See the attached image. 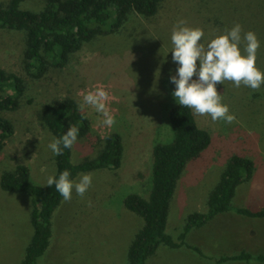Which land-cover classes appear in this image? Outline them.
Returning a JSON list of instances; mask_svg holds the SVG:
<instances>
[{"label":"rangeland","instance_id":"1","mask_svg":"<svg viewBox=\"0 0 264 264\" xmlns=\"http://www.w3.org/2000/svg\"><path fill=\"white\" fill-rule=\"evenodd\" d=\"M44 3L45 0H24L20 6L38 11ZM110 9L114 15L115 8ZM180 19L187 20L191 27L202 28L205 43L237 23L244 32L254 31L261 41L256 64L264 71V0H166L155 18L132 16L121 31L96 37L84 45L64 70L52 68L36 81L27 76L20 60L24 32L0 30V67L22 74L28 82L22 106L15 111H2L14 123L15 132L0 156V176L5 169L24 163L30 167L34 182H46L56 171L54 154L48 148L54 135L39 117L40 104L58 102L65 96H74L80 101L83 94L103 87L109 93L107 103L115 125L111 128L104 125L103 115L90 106L84 110L95 131L101 135L117 131L123 136L122 164L117 169L80 172L92 174L93 183L83 198L74 190L72 198L101 204L105 214L97 228L111 242L134 232L138 226L123 214L126 210L123 200L129 193L149 197L153 147L158 142L171 141L174 136L168 113L177 103L172 95L175 84L170 82V77L178 64L172 61L171 34ZM240 47L243 52V45ZM217 90L237 120L228 125L193 112L201 127L210 133L211 143L196 158L187 161L169 206L166 230L177 239L187 216L193 211L206 210L208 194L218 183L230 157L241 154L255 161V169L249 180L237 186L231 201V210L237 218L209 220L202 229L192 233V239L200 242L199 250L168 251L161 245L156 255L149 257L148 264H264L256 257L264 254V217H248L236 211L237 207L264 206V84L253 91L243 84L235 87L234 82L225 81L217 85ZM29 98L32 102H28ZM74 147V162L98 154V150L82 143ZM32 198L25 192L7 191L0 186V264H19L24 255L25 245L33 233ZM70 218L65 216L52 227L53 234L58 233L64 246L59 245L57 249L51 245L37 264L82 263V259L79 263L72 262L64 250L72 240L65 235L70 226L65 222ZM84 229L89 233L87 225ZM92 240L85 236L86 243ZM243 245L252 255L250 259L220 261L226 252L237 253ZM126 251L123 245L117 251L111 250V256L103 264H126Z\"/></svg>","mask_w":264,"mask_h":264},{"label":"trees","instance_id":"2","mask_svg":"<svg viewBox=\"0 0 264 264\" xmlns=\"http://www.w3.org/2000/svg\"><path fill=\"white\" fill-rule=\"evenodd\" d=\"M23 1L0 0V30L24 32L20 60L27 76L36 81L52 68L64 70L72 56L84 45L96 37L121 31L132 16L149 20L155 18L166 0H45L43 8L38 11L21 8ZM111 7L115 8L114 15H111ZM27 87L25 76L0 67V156L15 132L14 123L2 111L18 110L23 104ZM31 99L28 102H32ZM77 101L74 96H65L58 102H43L39 106V117L54 137L59 138L71 125L76 126L80 131L75 145L82 143L94 151L98 150L97 155L79 162L72 159L75 145L72 149H65L63 155H54V175L57 178L66 169L71 174L70 179H74L80 172L117 169L122 164L123 136L117 131L105 135L95 131L85 110L83 114L87 118H81ZM168 114L174 136L171 141L158 142L153 147V178L149 197L129 193L123 200L124 208L143 219L142 226L129 244L126 264H145L161 244L171 247L186 244L199 250L185 241L187 232L193 226L206 223L217 213L229 210L237 186L249 180L255 169L252 158L232 155L208 195L207 211L191 212L178 240H175L166 230L170 200L187 161L196 158L210 145L211 135L201 127L189 108L176 103ZM0 186L4 190L25 192L33 197L30 214L33 233L20 264H37L50 244L53 214L63 197L54 185L34 182L30 167L24 163L5 169L0 176ZM237 211L251 217H264V206L258 209L238 207ZM251 257L249 252L242 251L223 256L221 260H248ZM256 257L264 261V254Z\"/></svg>","mask_w":264,"mask_h":264},{"label":"clouds","instance_id":"3","mask_svg":"<svg viewBox=\"0 0 264 264\" xmlns=\"http://www.w3.org/2000/svg\"><path fill=\"white\" fill-rule=\"evenodd\" d=\"M204 37L202 28L189 26L185 19L178 20L173 26L172 61L178 64V68L170 77V82L175 84L172 95L183 108L200 116L209 115L213 122L223 121L230 125L237 118L222 102L223 95L218 92L217 85L231 81L235 87L243 84L253 91L259 90L264 84V71L256 64L261 41L254 31L244 32L239 23L207 43L203 42ZM240 45H243V52ZM108 100L109 93L103 87L83 94L82 100L77 101L81 118H87L83 113L85 107L90 106L103 115V124L111 128L116 120L108 108ZM79 131L78 127L71 125L62 136L53 137L48 148L54 155H63L65 149L73 148ZM70 175L66 169L58 178L49 175L46 181L47 186H55L66 202L72 199L73 190L83 198L93 183L90 173L79 174L77 180L70 179Z\"/></svg>","mask_w":264,"mask_h":264},{"label":"crops","instance_id":"4","mask_svg":"<svg viewBox=\"0 0 264 264\" xmlns=\"http://www.w3.org/2000/svg\"><path fill=\"white\" fill-rule=\"evenodd\" d=\"M174 193H175V191H174ZM102 199H103V197H102ZM207 199H208V197H207ZM171 200H172V198H171ZM171 200H170V203H171ZM30 203H32V202H30ZM98 203H99L98 201L97 202H90L87 200H80L79 198H72L70 201H67V202L61 201V203L59 204V206L55 210L56 212H55L54 220L52 218V227H53L54 222L56 223L59 220L62 221V219H64L65 216L67 217L69 215V218L71 217L67 222H65L66 225L71 226V227L69 226V228H67L65 230L66 231L65 235H67L68 238L70 237L72 240H70L68 242L69 246H67L66 249H64V250L68 251L66 255H67V257L70 258V260L72 262L79 263V261H81V259H82L81 264H103L104 261L108 257L111 256V253H112L111 250L117 251V249H119L121 247V245H123V249L128 250L129 244H130L131 240L133 239L136 231L143 224V219L141 218L140 215L135 214L131 210H127V209L124 210L123 214L125 216L131 218V220H133L137 224L138 228L135 231L133 230L134 232H131L129 234H124V236L121 239H118V240L111 242L97 228L98 222H100L101 220L104 219V214H105V209L100 206L101 204H98ZM184 203H185V201L183 202V204ZM69 209L71 210L70 212H69ZM207 209H208V205H207V208L205 211H207ZM231 209H233V208H230V210H227L224 212H219L209 220H213V218L216 219V218H220V217H221L220 219H223V218L225 219L226 217H228L230 219L237 218V216H235L236 215L235 211L231 210ZM248 217H251V216H248ZM207 222L202 224V225L193 226L187 232L186 237H185V241L187 243H189V245L200 247V242L194 241L192 239V235H193L192 233H195V231L202 229L207 224ZM168 224H169V222L167 221V228H168ZM85 225H87L88 228H90L87 230V232H89V233H86V230L84 229ZM248 229H250V224H248ZM247 232H248V230H247ZM179 234H178V236H179ZM85 236H90L91 238H93V240L89 243H86L88 240L84 241ZM178 236H177V239H175V240H178ZM52 240H53V242H52ZM121 243H123V244H121ZM27 244L25 245L24 249H26ZM51 245H55L57 249H58L59 245L64 246L60 242V239L58 237V233L53 234V230H52L51 240H50V244H49L48 248H50ZM161 245H160L161 247H165L164 249L168 250V251L176 250V251L191 252L194 250L192 247H190L186 244L178 246V247H171V246H168L165 244H161ZM167 247H169V248H167ZM160 248H158L156 253L159 251ZM242 251L248 252L245 248V245L242 246V248L240 249L239 252L231 253L232 251H228L225 253V256H232L235 254H239ZM24 253H25V250H24ZM156 253L154 255H156ZM148 259L146 260L145 264H148ZM227 260H230V259H227ZM231 260L240 262L239 259H231ZM220 261H222L221 258H220ZM20 262H21V260H20Z\"/></svg>","mask_w":264,"mask_h":264}]
</instances>
